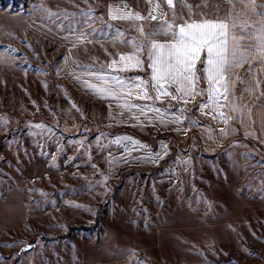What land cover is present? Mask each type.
Returning a JSON list of instances; mask_svg holds the SVG:
<instances>
[{
    "label": "rangeland",
    "instance_id": "rangeland-1",
    "mask_svg": "<svg viewBox=\"0 0 264 264\" xmlns=\"http://www.w3.org/2000/svg\"><path fill=\"white\" fill-rule=\"evenodd\" d=\"M110 1L0 0V213L18 209L14 199L22 198L25 220L23 228L1 229L6 225L0 215V264H178L168 258L170 252L175 257L173 250L153 249L141 235L125 232L124 243L116 244L105 235V218H114L122 205L127 219L139 227L163 216L166 203L158 200L162 197L157 187L143 178L142 171L105 175L94 168L106 146L96 137L103 132L101 124L89 121V101H73L79 95L56 77L61 49L27 29L28 18L65 32L91 27L96 40L90 57L99 66L137 41L106 17ZM178 1L181 5L170 14L173 18L175 12V22L201 18V13L203 18L224 16L228 9L221 0ZM41 6L53 15L41 11ZM254 11L264 12V0H255ZM160 23L146 27L152 31ZM122 131L126 130L117 132ZM209 140L213 144L216 139ZM235 145L244 151L236 191L239 197L255 200L257 212L236 221L241 224L236 242L218 244L219 205L200 195L193 177L182 180L174 205L177 210L193 209L202 223L200 232L194 229L198 240L193 249L199 260L193 264H264V144L241 139ZM9 195L14 199L6 207ZM101 211L103 220L89 229Z\"/></svg>",
    "mask_w": 264,
    "mask_h": 264
},
{
    "label": "crops",
    "instance_id": "crops-1",
    "mask_svg": "<svg viewBox=\"0 0 264 264\" xmlns=\"http://www.w3.org/2000/svg\"><path fill=\"white\" fill-rule=\"evenodd\" d=\"M221 1L226 2V0ZM157 3L161 5L168 21L173 20L170 16L171 12L181 5L178 0H174L175 8L169 9L165 6L164 0H151V3L149 0H113L107 4L105 14L111 22L124 26L125 30L137 37L138 42L144 43V38L139 34L137 25L142 24L145 33H148L150 30L146 25L160 21L112 19L110 12L115 11L117 15L132 13L147 17L149 11H152L151 6ZM233 3L237 12L251 14L253 11L248 7L241 8L240 0H233ZM227 7L228 12L231 6L227 4ZM217 17L223 16L207 19ZM26 25L31 33L39 34L43 40L61 49L55 69L56 77L64 80L79 95L73 101H89V121L101 124L99 127L103 132L96 137H101L100 145L104 146L105 143L106 146L102 149L103 159L99 167L95 165L94 168L102 170L105 175H115L119 171L126 173L132 169L142 171L143 178L145 180L149 178V184L157 187L158 194L162 197L158 200L166 203L167 209H164V215L157 218L150 225L151 227L144 225L136 227L131 220L127 219L129 217L126 216L125 207L122 205L114 218L107 220L105 218V235L112 238L114 244L118 241L124 243L123 234L125 232L141 235L143 240L151 243L153 249L164 246L167 250H173L175 257L172 259L170 252L169 260L178 262V264H193L195 259L199 260L197 256L199 253L193 249V244L198 240L194 236V229L200 232L202 223L199 216H195L193 209L180 208L177 210L176 204L174 205L179 198L176 194L178 193L177 187L181 186L182 180L193 177L194 186L199 190L200 195L203 198L210 197L221 210L217 212L219 213L217 214V226L221 228L219 240L216 239L219 235L215 234L218 244L231 243L234 239L236 242L237 231L240 232V219L248 216L252 218L258 209L252 204L255 200L244 199L237 194L236 188L241 184V171L239 170L243 150L235 143L237 140L246 139L255 145L264 144V65L259 63V57H254L249 63L229 71L231 93L229 99L232 104L239 106L243 115L241 117L240 113L231 111L230 107L218 109L217 111H222L228 119V123L225 124L216 112L209 109H205L204 112L200 111L199 105L207 102L206 93L197 95L193 102L186 105L170 97L162 101H136L133 97L132 102L139 107L131 110L121 108L119 105L124 103V99L118 101L96 91L97 87H112L111 84L106 85L97 77L110 79L113 76H119L129 82L135 81L138 76L145 80L149 79L151 69L148 67L149 71H147L145 64L142 71L116 72L109 67L113 58L118 59V53H132L133 47L120 50L106 60L100 61L99 66L95 67L97 61L93 60L90 55L93 52L96 33L91 27L69 32L59 31L38 18H28ZM81 32L85 33L86 39L77 41V36ZM156 39L164 42L168 37H156ZM66 56L67 61H65ZM141 56L143 59V53ZM198 64L199 62H197L196 71ZM197 88L201 89L199 83ZM206 88L207 81L205 80L204 89ZM169 90L175 94L176 86L173 85ZM150 94L155 95L154 90L150 89ZM201 97L204 99L196 107L193 106L192 104ZM153 108L159 109L160 112L154 113ZM181 109H183L182 122L176 123L175 118L181 116ZM187 109L192 111L195 118L186 113ZM221 129L224 130L223 133ZM119 130L126 131L117 132ZM209 138L216 140L210 144ZM172 154L173 159H171ZM236 154L237 158H233ZM223 160L224 163H222ZM162 162H165L163 168L153 171ZM224 164L227 177H223ZM204 170L206 171L203 172ZM126 185L129 186L131 183ZM12 199L14 197L10 195L5 198L6 207H9L8 204ZM14 200H17L19 208H10L6 211L7 213L3 212L6 215L0 213L5 219L3 224L6 225L1 229L24 227L25 220L21 208L23 199ZM6 219L9 220L6 221ZM238 220L240 221L236 225ZM178 234L184 235L178 236ZM199 238L203 239L200 235ZM169 260L167 263H170Z\"/></svg>",
    "mask_w": 264,
    "mask_h": 264
},
{
    "label": "snow or ice",
    "instance_id": "snow-or-ice-1",
    "mask_svg": "<svg viewBox=\"0 0 264 264\" xmlns=\"http://www.w3.org/2000/svg\"><path fill=\"white\" fill-rule=\"evenodd\" d=\"M149 2L151 3V0ZM164 2L167 8H175L174 0H164ZM240 2L245 8L251 7L252 13L237 12L233 0H226L231 7L223 17L207 19L203 18L201 13L199 19H184L178 23L175 22L177 19L175 12H173V22L167 20L159 3L151 6L152 11H149L147 17L132 13L117 15L115 11H111L112 19L152 20L161 23L158 29L148 33H145L142 24L137 25L144 43L133 39L134 51L128 54L118 53V59L113 58L109 65L116 72L142 71L145 63L141 56L143 53L147 56L148 66L151 69L149 79L145 80L138 76L135 81L129 82L119 76L110 79L98 76L97 78L104 84H111L112 87H97L96 91L118 101L124 99V103L119 106L128 110L139 107L132 102L133 97L136 101H162L170 97L186 105L193 102L197 95L206 93L207 102L199 105L201 112L205 109L216 112L225 124L228 123V119L222 111H217L218 109L230 107L231 111L240 113L242 117L243 113L239 106L232 104L229 99L231 93L228 73L234 68L249 63L254 57H259V63L264 65V12L254 11L255 0H240ZM185 6L190 8L188 5ZM41 11L53 15L43 6ZM154 12L156 14H153ZM158 35L167 36L168 39L161 42L156 39ZM84 39H86L85 33H79L77 41ZM67 60L66 56L65 61ZM197 62L204 65L201 71L207 81L206 89L197 88L201 79L196 71ZM173 85L176 86L175 94L169 90ZM150 89L154 90L155 95L150 94ZM141 111L144 112V109L141 108ZM152 111L160 112L157 108H153ZM180 111L181 116L175 118L176 123L182 122L183 109ZM221 132L223 133L224 130L221 129Z\"/></svg>",
    "mask_w": 264,
    "mask_h": 264
},
{
    "label": "trees",
    "instance_id": "trees-1",
    "mask_svg": "<svg viewBox=\"0 0 264 264\" xmlns=\"http://www.w3.org/2000/svg\"><path fill=\"white\" fill-rule=\"evenodd\" d=\"M143 59H144V61H145V68H147V71H149V66H148V61H147V56L145 55V54H143ZM202 60H203V57H202ZM204 67V65L202 64V63H200L199 62V64H198V66H197V75L199 76V77H201V79H200V81H199V87L201 88V89H204L205 88V79H204V73L201 71V69ZM146 80H148V78H146ZM204 99V97H201V98H199V99H197L192 105L193 106H197V104L201 101V100H203ZM180 105V104H179ZM174 109H176V108H174ZM186 111V113L189 115V116H191V117H193V118H195V116L193 115V113H192V111L190 110V109H187V110H185ZM153 147H155V145H153ZM174 158V155L172 154L171 155V159H173ZM164 164H165V162H162L161 163V165L158 167V168H156V169H153V171H159V170H161L162 168H163V166H164ZM121 172H119V174H120ZM103 212L104 211H101V212H99V214L97 215V218H96V222H95V224L93 225V226H89L88 228L90 229H92V228H94V227H96L95 225H98L102 220H103V217H102V214H103Z\"/></svg>",
    "mask_w": 264,
    "mask_h": 264
}]
</instances>
